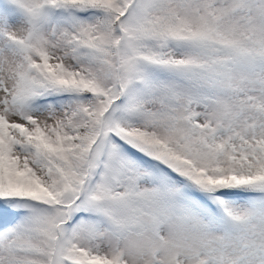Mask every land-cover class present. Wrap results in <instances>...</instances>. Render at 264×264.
<instances>
[{"label": "snow or ice", "instance_id": "1", "mask_svg": "<svg viewBox=\"0 0 264 264\" xmlns=\"http://www.w3.org/2000/svg\"><path fill=\"white\" fill-rule=\"evenodd\" d=\"M0 264H264V0H0Z\"/></svg>", "mask_w": 264, "mask_h": 264}]
</instances>
